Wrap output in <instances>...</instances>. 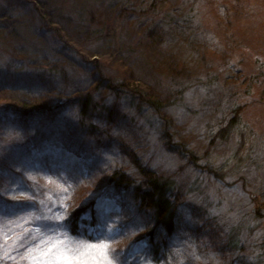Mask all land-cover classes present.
I'll return each instance as SVG.
<instances>
[{
  "label": "rangeland",
  "instance_id": "obj_1",
  "mask_svg": "<svg viewBox=\"0 0 264 264\" xmlns=\"http://www.w3.org/2000/svg\"><path fill=\"white\" fill-rule=\"evenodd\" d=\"M150 3L0 0V69L13 63L36 74L28 87L0 89V107L63 102L81 88L121 111L101 145L81 126L82 138H57L53 120L31 129L0 120V194L20 202L0 206V264H264V0H168L154 9ZM125 7L132 14H123ZM41 14L47 25L39 23ZM158 18L171 34L159 45L162 54L145 44L133 55L119 48L122 26L128 34L137 29L130 35L136 40L135 23ZM93 28L102 32L98 44L82 40ZM172 56L179 57L176 72L185 68L186 90L154 112L133 107L129 89L126 98L94 91L95 72L83 67L95 59L115 82L132 75L142 93L158 82L161 94ZM42 66L59 75L40 76ZM232 105L237 125L210 132L230 120ZM61 115V127L82 120L72 107ZM138 165L175 180V230H157L156 240L165 242L158 261L143 236L151 222L129 195L121 208L112 183H104L113 171L132 178ZM91 202L92 214L71 232V209Z\"/></svg>",
  "mask_w": 264,
  "mask_h": 264
},
{
  "label": "trees",
  "instance_id": "obj_2",
  "mask_svg": "<svg viewBox=\"0 0 264 264\" xmlns=\"http://www.w3.org/2000/svg\"><path fill=\"white\" fill-rule=\"evenodd\" d=\"M166 1L168 0H151L149 9H154L155 7L159 6L163 7ZM35 2L38 3V0H35ZM130 9V7H125L121 11L123 14H126V12L128 11V13L132 14V10ZM144 12L145 11L140 9L138 11V14H143ZM120 16L122 15L120 14ZM2 18L5 19V17ZM46 18L47 17H45L44 14L39 15V23L41 24V26L45 24L47 25V21L49 20ZM84 20L85 18H83L81 15H78V21L84 22ZM53 22L54 21H52V23ZM143 23L144 22L142 21H138L135 23L136 27L140 28L138 29V34L140 32V36L136 40H133V37L130 35L133 34V36H137V29L136 33L128 34L125 29H128L127 25L125 28H123V26L121 27V30L117 37L119 38L120 42L119 48L125 49V53L131 52V54H134V52L136 53V51L134 50H138L141 45L145 44L152 51L158 52V54H162V52H160L161 48L159 45L164 41V37H167V39L171 37V34L169 37L164 34V30H166L164 28V24H166L167 22H164L162 18H158L157 20L149 19L147 24ZM159 23H161L160 26ZM170 25L173 26V24ZM84 33L85 35L83 34L82 40L88 39V41H95L97 42V44L98 40H101L102 37V32L99 28H93L92 30L86 31ZM145 37L148 39V41L143 43V39ZM167 45L168 44H166L164 47L166 48ZM9 58L10 61L12 60V58L16 60L15 56H9ZM157 58H160V55H157ZM178 59L179 57H173L171 58V61L167 62L169 66L167 65L166 72L168 74L166 77L168 78L169 82L165 87L162 86V89H164V93L161 94H159L157 90L158 82L156 83L157 86L155 88H153V83L150 84L151 87L149 88V94L142 93V91H139V89L137 88V85H135L137 84L134 80L135 78L132 81V75L131 78L124 77V79H119L123 82H115L112 77H109L106 73H104V64L96 61L95 59L92 62L85 61L84 64L86 65L83 64V67L88 72L90 71L88 75L93 74V70L95 72L92 76V78L95 80L93 84L94 91L104 90L106 92L114 94L116 98H126L129 89L130 98L129 95L128 98L130 100V104L133 107L140 111H146L145 109H147V107H150L147 110L150 109L154 112V110L160 108L163 102H168L169 100H171L173 96H175L174 93L181 95L183 91L186 90L185 88L187 86V82H185L182 78V75H186L184 66L180 68V72H176L177 69L175 66L180 62ZM56 70L57 69H55L54 67L49 66L46 68L42 66V69L39 68L40 72L38 74L40 76L44 74L48 76L56 75L58 74ZM32 74L33 73L30 72L21 73L17 71L14 67V64L12 63L11 67H5L3 68V70L0 69V89H15L22 83H24L23 86L28 87L30 86V82L33 81L32 77H36V74ZM159 78L161 79V77ZM76 90L78 91H76V93L72 97L63 102H46L45 104L36 106L24 105L25 107L20 108H6L5 106L0 107V120L10 122L11 124H14L13 122H21L22 125L24 127L27 126L28 129H31L42 121L53 120V123L56 126V128L54 129L56 133L55 137L57 138H82V136H80L77 131V127L81 126L82 128H84L83 130L89 128V131L90 133H93L94 138L98 136V141H96V143L97 145H101L104 138H110V131H112L113 127L116 126L115 123L120 120L121 111L119 110L118 103L107 102L103 97L95 98L93 92L87 89L82 90L81 88H77ZM137 98L139 99V104L135 106L133 105V99H136L137 101ZM67 107L74 108V110L77 111V114L82 118V120L77 121L76 125H62V128L58 123L60 122V118L57 121L56 119L58 118V116L62 117L61 114L66 110ZM237 110L238 107L232 105V116L229 118L230 120L224 123V125L219 127L217 130L213 129L210 132H215L217 135L218 133L224 132L226 129H231L232 126L235 127L237 125ZM87 118H91V121H87ZM16 119L18 121H16ZM62 120L63 119H61V121ZM100 140L102 141L100 142ZM82 159L83 158L81 157V160ZM79 163L80 162L78 161L74 165L73 161L72 166L76 168ZM0 165H2V159H0ZM85 166L87 167L88 165ZM138 167L139 170L136 172V175L131 176L132 178H129V176H127L125 172L113 171L105 176L106 181H104V183H106V185L112 183L111 186H113V193L111 194V196L115 197L117 203L121 206V208H123L125 205L123 197H127L129 195L133 199V201H135L134 203L137 206L139 212H143L144 217H146L148 221L151 222L150 228L143 236L146 238V240L149 241V246L147 248L150 251L152 259H157L158 261V258L160 257L159 254L161 252L164 253L163 246L165 242L156 240L157 230L161 229L166 233L167 236L172 234L175 230V218L179 206V204L176 203L177 194H175L174 191L175 180L174 178H171L168 173L157 174L145 166L138 165ZM15 203L19 204L20 202L7 201L4 196L0 194V206L2 204L14 205ZM92 209V202L90 204L86 203L71 209L70 213L68 214L71 232H77L79 225L85 223V219H83L84 215L90 212V214H92ZM89 225H95L92 222V217H90Z\"/></svg>",
  "mask_w": 264,
  "mask_h": 264
}]
</instances>
